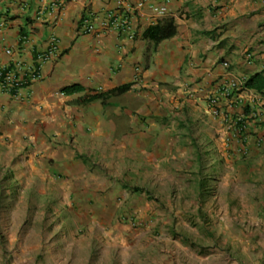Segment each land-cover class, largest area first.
Masks as SVG:
<instances>
[{
    "label": "crops",
    "instance_id": "1",
    "mask_svg": "<svg viewBox=\"0 0 264 264\" xmlns=\"http://www.w3.org/2000/svg\"><path fill=\"white\" fill-rule=\"evenodd\" d=\"M122 2L0 0V69L16 77L11 90L0 88V138L20 139L21 150L34 147L36 154L52 159L59 175L92 170L80 157L95 155L107 171L100 177L122 175L131 179L128 187H139L140 182L156 184L146 181V171L166 170L183 155L195 168L205 144L211 152H221L223 119L213 116L212 108L229 113L227 123L233 127L227 125L226 133L235 137L229 152L236 160L242 158L236 173L253 171L243 179L244 190L232 185L231 200L246 193L256 229L245 233L239 228L234 205L227 223L211 215V226L217 237L222 231L228 235L229 264H264V244L245 246L236 236L257 235L260 229L264 234V93L243 87L231 97L222 94L227 74L247 80L264 73V0ZM154 6H166L167 11L160 14ZM166 16L174 18L177 33L153 46L144 33ZM76 84L84 90L64 91ZM125 84L130 90L108 104L83 101ZM109 107H119L133 125L142 122L148 130L111 145L101 142L108 124L99 110ZM133 138L139 139L136 147ZM152 142L154 148L148 150ZM108 154L117 156L114 163L108 162ZM127 155L131 170L125 167ZM91 194L96 199L105 195ZM197 214L198 224L208 228L209 215Z\"/></svg>",
    "mask_w": 264,
    "mask_h": 264
},
{
    "label": "rangeland",
    "instance_id": "2",
    "mask_svg": "<svg viewBox=\"0 0 264 264\" xmlns=\"http://www.w3.org/2000/svg\"><path fill=\"white\" fill-rule=\"evenodd\" d=\"M99 114L108 124L99 138L109 145L148 130L145 123L133 125L119 107L101 109ZM227 125L223 120L221 152H211L203 144V154L195 155V168L186 154L178 162L171 160L166 170L146 171L150 177L146 181L156 184L140 182L145 193L128 187L131 179L122 175L100 177L107 176V171L95 155L80 157L92 170L79 168L59 175L52 159L36 154L34 147L21 150L20 139L0 138V264H229L228 235L222 231L217 237L210 216L220 215L227 223L234 205L242 231H253L256 225L246 193L231 200L232 185L244 190L243 179L253 171L236 173V163L242 158L236 160L229 152L235 137L226 133ZM133 140L136 147L139 139ZM150 145L148 150L155 144ZM116 159L107 155L111 164ZM124 161L131 170L128 155ZM92 192L105 197L96 199ZM197 212L209 215L206 230L198 224ZM259 232L236 236L245 246H260L264 234Z\"/></svg>",
    "mask_w": 264,
    "mask_h": 264
},
{
    "label": "trees",
    "instance_id": "3",
    "mask_svg": "<svg viewBox=\"0 0 264 264\" xmlns=\"http://www.w3.org/2000/svg\"><path fill=\"white\" fill-rule=\"evenodd\" d=\"M177 33V27L173 17L166 16L156 24L151 25L144 33V38L150 42L153 46L159 45L166 39L173 37ZM131 85L125 84L114 89H111L107 92H100L91 95H87L83 101L84 102H94L102 101L104 104H108V100L112 97L122 95L130 90ZM244 87L247 89H253L258 92L264 93V73H256L250 78L245 80ZM84 88L79 85H72L64 88V91L68 94L82 91ZM240 125L243 126V123L240 122ZM134 190L137 192H146L145 189L141 187H134Z\"/></svg>",
    "mask_w": 264,
    "mask_h": 264
},
{
    "label": "built area",
    "instance_id": "4",
    "mask_svg": "<svg viewBox=\"0 0 264 264\" xmlns=\"http://www.w3.org/2000/svg\"><path fill=\"white\" fill-rule=\"evenodd\" d=\"M118 3H123L122 0H116ZM144 3L141 2L139 3V6H142ZM153 10H155L156 12L160 13V14H165L167 11V7L166 6H154ZM8 53H10L11 51L8 50ZM223 65L225 68L229 67V63L227 61L223 62ZM225 84L223 86V90H222V94L224 96H231L234 94L235 91H238L240 89H242L244 87V83L245 80L244 79H239V78H235L232 77L231 74H227L225 76ZM16 83V77L14 74L11 73H6V75H3V72L0 69V88L2 90H11L12 87L14 86V84ZM215 102V101H214ZM213 113L215 115H219L220 111L216 108L213 109ZM223 118L226 121L230 120V116L229 114H223ZM233 127L232 123H230L229 128Z\"/></svg>",
    "mask_w": 264,
    "mask_h": 264
},
{
    "label": "clouds",
    "instance_id": "5",
    "mask_svg": "<svg viewBox=\"0 0 264 264\" xmlns=\"http://www.w3.org/2000/svg\"><path fill=\"white\" fill-rule=\"evenodd\" d=\"M231 96H232V95H231ZM231 96H228V97H231ZM225 97H227V96H225ZM214 108H216V107H213V108H212V113H213V109H214ZM216 109H217V108H216ZM218 110H219V109H218ZM219 111H220V110H219ZM213 114H214V113H213ZM220 114H221V116H222V119L224 120V118H223V114H229V113H226V112H225V113H222V112H220ZM220 114H219V115H220ZM229 116H230V114H229ZM225 121H226V120H225ZM226 122H227V121H226ZM229 124H230V123H229Z\"/></svg>",
    "mask_w": 264,
    "mask_h": 264
}]
</instances>
